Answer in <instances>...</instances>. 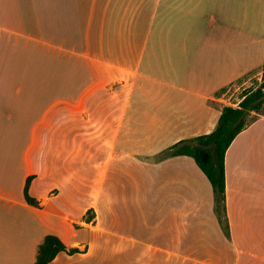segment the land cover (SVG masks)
<instances>
[{
	"label": "crops",
	"instance_id": "obj_1",
	"mask_svg": "<svg viewBox=\"0 0 264 264\" xmlns=\"http://www.w3.org/2000/svg\"><path fill=\"white\" fill-rule=\"evenodd\" d=\"M263 64L264 0H0V264L46 235L79 250L49 264H264V112L225 153L223 209L169 153Z\"/></svg>",
	"mask_w": 264,
	"mask_h": 264
},
{
	"label": "trees",
	"instance_id": "obj_2",
	"mask_svg": "<svg viewBox=\"0 0 264 264\" xmlns=\"http://www.w3.org/2000/svg\"><path fill=\"white\" fill-rule=\"evenodd\" d=\"M264 68V64H263ZM250 112H264V79L254 90L243 93L242 99L236 108L225 106L221 110L217 126L209 134L181 141L170 148L172 155L191 157L211 185L218 208L224 207L225 153L235 137L245 128L246 117ZM34 175L26 178L23 197L32 207H39L38 201L29 194V187ZM90 211L87 212V214ZM93 215L85 217V223H90ZM73 255L78 249H67L64 243L55 235H46L36 247L34 264H49L59 253Z\"/></svg>",
	"mask_w": 264,
	"mask_h": 264
},
{
	"label": "rangeland",
	"instance_id": "obj_3",
	"mask_svg": "<svg viewBox=\"0 0 264 264\" xmlns=\"http://www.w3.org/2000/svg\"><path fill=\"white\" fill-rule=\"evenodd\" d=\"M255 74L256 73L251 74L248 77L249 78V82L246 85V90H244V91L241 90V89L240 90H237V85L236 84L229 89L230 93L232 94V97H231V102L232 103H234V104L237 103V100L241 97V95L245 91L254 90V89H256L260 85V83H262V81L264 79V68H263L262 72H260L259 75H256L255 76ZM253 76H255V77L253 78ZM258 78H260V81L257 80Z\"/></svg>",
	"mask_w": 264,
	"mask_h": 264
}]
</instances>
